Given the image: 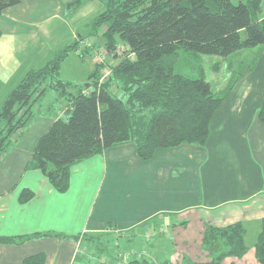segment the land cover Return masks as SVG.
I'll return each mask as SVG.
<instances>
[{
    "label": "crops",
    "instance_id": "crops-1",
    "mask_svg": "<svg viewBox=\"0 0 264 264\" xmlns=\"http://www.w3.org/2000/svg\"><path fill=\"white\" fill-rule=\"evenodd\" d=\"M63 2L21 0L0 14V102L25 71L41 65L24 67L49 34L44 27L67 22ZM71 34L73 43L78 34ZM254 88L247 80L239 92L231 90L212 116L203 146L157 149L147 161L138 158L133 143L113 146L73 165L61 193L29 164L36 142L59 114L39 117L41 123L14 135L12 149L0 161V237L43 236L0 245V264H24L37 256L43 264H163L157 252L164 242L170 244L166 231L191 224L200 241L206 225L240 223L245 246L254 253L264 219V123L258 119L264 91L257 96ZM35 125L45 132L26 139L23 134ZM23 190L33 193L25 204L19 202ZM102 244L105 252L95 246ZM200 254L183 256L195 262L203 260Z\"/></svg>",
    "mask_w": 264,
    "mask_h": 264
},
{
    "label": "trees",
    "instance_id": "trees-1",
    "mask_svg": "<svg viewBox=\"0 0 264 264\" xmlns=\"http://www.w3.org/2000/svg\"><path fill=\"white\" fill-rule=\"evenodd\" d=\"M65 1L66 12L77 0ZM97 1L102 11L85 26L87 36L78 34L45 63L25 71L0 104L1 161L12 149L14 135L39 116L33 107L47 92L55 94L46 112L58 107L59 117L36 142L29 164L58 193L67 189L73 165L113 146L133 143L142 161L151 159L157 149L203 146L212 116L234 85L214 91L202 73L192 78L178 71L180 53L228 59L236 52L264 47V0H242L237 5L230 0ZM20 2L0 0V14ZM97 35L100 43L95 51L107 53L113 61L107 73L94 64L81 84L60 78L69 54L80 61L90 55L87 46L80 49L78 39ZM258 119L264 123V101ZM32 198L31 191L23 190L19 202ZM245 234L240 223L222 228L206 225L200 246L205 260L186 259V264L243 258L248 250ZM40 236L0 237V245H21ZM254 257L264 264V219ZM24 264H43V258L29 257Z\"/></svg>",
    "mask_w": 264,
    "mask_h": 264
},
{
    "label": "rangeland",
    "instance_id": "rangeland-1",
    "mask_svg": "<svg viewBox=\"0 0 264 264\" xmlns=\"http://www.w3.org/2000/svg\"><path fill=\"white\" fill-rule=\"evenodd\" d=\"M230 1L232 4L237 5L242 0ZM63 3H66V1ZM78 4L79 7L78 10H76V5ZM63 5L65 7V4ZM18 9H20V11H22V14H24V6ZM101 11L102 6L97 0H84V2L83 0H77L75 7L72 8V10L66 11V23H62L60 20H55L49 22L44 27L49 31V34L43 36L44 38L41 44L38 45L26 58L27 60L24 64V67L29 64H34L35 61L36 63L43 64L46 62V60H49L54 53L70 45L72 40V31L75 32V35L79 34L83 37L87 36L86 34H88V32H84L86 31L85 26ZM24 18V20H30V17ZM99 39V35H97L96 38L92 37L84 40L78 39L80 49L87 46L88 48L86 49V51L88 50L90 55L86 56L83 61H80V59L75 54H69L67 61H65V63L61 65L60 78H62L63 80H69L77 84H81L86 81L87 74L93 71L91 63L93 65H100L102 73H107V67H110L113 61L106 55L107 53L105 54L103 52L102 55H99L97 54V51H95L96 47L99 46ZM91 46L95 47V49H90ZM176 68L178 71L188 74L192 78H195L198 74L202 73L205 76L206 80L211 84L214 91H219L227 85H236L235 87H232V89L234 90V92H239L241 89V85L245 84L247 80L248 82L250 81L251 84L254 85V89L257 90L258 93L255 95L259 96L264 91V47L242 50L234 53L228 59L213 56H203L187 53L184 51L179 55V61L176 65ZM27 69L28 68H26V70ZM13 82L14 80H12L6 88H8L10 85H13ZM6 88L5 90H7ZM54 97L55 94L53 92H47L43 96L41 103L36 104L33 107L32 110L35 114H38V112L40 111V106L42 113H44L43 115L35 118L33 123H35V121L36 123L38 121V123H41L42 120L39 118L41 116H52L55 114V111L58 107H55V110L51 111L50 113L44 112L45 107H47V105L54 100ZM54 105L55 104H53V106ZM58 111L63 112V107H60ZM36 125L35 128L30 132L23 134L26 135V139H33L34 134H36L37 131L40 132V134H43L45 132L46 129H40L41 126L39 125L37 127ZM26 144H28V142ZM155 237L159 236L155 235L153 238L154 241L157 240ZM166 238H168L170 244L164 242L166 243V246H163V248L158 250L159 252H157L159 256L163 257L161 261V263L163 264H186V259L188 258L183 255H194L198 254L200 251L201 239L199 241V229L192 224L187 228H180L177 231L167 230ZM250 242L251 241L249 238L248 243ZM102 245L95 246H97L96 248H102L104 250L103 252H105L106 247H104V244ZM108 246L109 248L107 250H110V252L113 253L115 247H112L110 244ZM108 253L109 252H106V254ZM200 255L201 258L205 260V254L201 253ZM245 258V260L242 259L243 261L240 260L242 262H240L238 259V262H236L233 259V264H256L252 248H249V250L245 254ZM227 259L228 258L224 259L221 264H230V259Z\"/></svg>",
    "mask_w": 264,
    "mask_h": 264
}]
</instances>
